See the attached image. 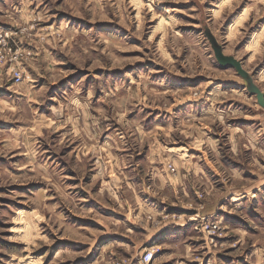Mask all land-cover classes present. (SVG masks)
I'll list each match as a JSON object with an SVG mask.
<instances>
[{
    "label": "rangeland",
    "instance_id": "1",
    "mask_svg": "<svg viewBox=\"0 0 264 264\" xmlns=\"http://www.w3.org/2000/svg\"><path fill=\"white\" fill-rule=\"evenodd\" d=\"M205 29L264 92V0H0V264H142L155 246L148 264H264V226L221 221L210 242L172 223L146 242L152 220L215 192L188 160L221 183L249 184L231 168L264 174V133L242 137L264 131V108ZM155 199L157 219L143 205Z\"/></svg>",
    "mask_w": 264,
    "mask_h": 264
},
{
    "label": "crops",
    "instance_id": "2",
    "mask_svg": "<svg viewBox=\"0 0 264 264\" xmlns=\"http://www.w3.org/2000/svg\"><path fill=\"white\" fill-rule=\"evenodd\" d=\"M11 11H14L13 14L15 15L18 21L22 23L24 22L23 26H27L32 23L34 24V14L25 12L24 6H21L20 8L16 9V11L14 9H11ZM30 35L31 34H29V36ZM27 45L30 46L31 44ZM263 110L264 109H262V111ZM256 132H242V137L251 139L256 145H259V143H261V141H259V135L260 133L263 134L264 131L259 132L258 134ZM202 156L203 154L199 153V159ZM186 163L189 169L192 170L193 174L202 182V184H208V189L215 190V192L211 194L210 197L203 201L202 207H195L189 210V215H192L195 212H199L203 215L212 216L220 221H223L225 225L230 229V231H233L235 233L237 232L240 235L250 234L252 231H257V233L261 231L259 230V226H264V174L260 176L259 174H255L251 178H244V173H242L240 170L234 168L229 169L231 178H240L242 180L244 179L249 181V184L245 182L243 184L245 186H243L242 184H240L239 186L233 183L228 184L221 183V181L218 182L219 179H209L208 175L205 172L206 166L202 158L198 161L188 160ZM234 170L236 171V173L233 172ZM179 181V187L182 193L184 194V196H188L186 191L187 186L185 187L184 184L189 183V181H185L181 178H179ZM217 186L222 187V190H220V188ZM188 191L190 192L189 189ZM153 201L154 200H152V202H147L146 204L143 203V205H145L144 213L151 214L153 219H157L161 214H166L163 212L165 207L160 204H163L164 202L163 200L159 201L158 199H155V202H157L156 204ZM182 205H184V203H182ZM179 208H181V211L186 210V208L181 205ZM242 214H252L255 216L250 218H243ZM159 224L156 226L151 224L144 229L148 233V239L146 242L153 241L154 238L158 239L162 237V235L168 237V234L170 232L167 231L170 230V228L173 229L174 227L172 226V222L170 220H165V222L161 223L160 225ZM185 226L186 225L181 226L182 228H178V230H185L187 228L195 230L193 228V225H188L186 227ZM165 239L168 238L165 237ZM262 250L263 249L260 250V254ZM257 258L258 260L259 258L260 260L263 259L259 255H257Z\"/></svg>",
    "mask_w": 264,
    "mask_h": 264
},
{
    "label": "built area",
    "instance_id": "3",
    "mask_svg": "<svg viewBox=\"0 0 264 264\" xmlns=\"http://www.w3.org/2000/svg\"><path fill=\"white\" fill-rule=\"evenodd\" d=\"M7 37H8L7 34H5L4 37L0 34V40H1L0 42H3L5 46H7V42H6ZM8 51H11L10 47H8ZM28 55L29 53L25 54V56H22V59H27ZM16 58H17V54L14 56L13 59H16ZM12 78L14 79L15 83H20L22 81V72L18 68H14L12 70ZM167 170H169L170 172H175V168L170 164L167 165ZM187 216L188 217H185V215H178L177 218L176 216H174L173 217L174 220L172 221V218H171L170 221L174 223L175 225H180V226L193 225V228L201 232L203 236L205 237V239H208L210 242L219 238L222 230L224 229L221 224V221L212 216L203 215V214H200L199 212H195L194 214L187 215ZM167 217L168 216H163L162 219H165ZM182 217H185V218H182ZM152 224L156 226L159 223L154 224V220H152ZM155 247L156 248L153 247V248L145 250L141 255L139 263L148 264L153 259L155 253L159 251V248H157L158 246H155Z\"/></svg>",
    "mask_w": 264,
    "mask_h": 264
},
{
    "label": "water",
    "instance_id": "4",
    "mask_svg": "<svg viewBox=\"0 0 264 264\" xmlns=\"http://www.w3.org/2000/svg\"><path fill=\"white\" fill-rule=\"evenodd\" d=\"M204 33L211 46L217 64L222 68H233L242 78L245 90L249 94L254 95L257 104L261 108H264V92L254 83L252 76L243 68L242 62L234 56L224 54L222 46L208 29H205Z\"/></svg>",
    "mask_w": 264,
    "mask_h": 264
}]
</instances>
